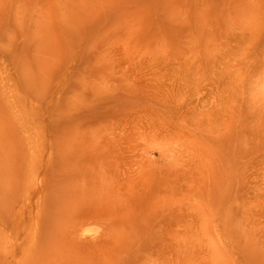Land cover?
Returning <instances> with one entry per match:
<instances>
[{"label": "rangeland", "instance_id": "1", "mask_svg": "<svg viewBox=\"0 0 264 264\" xmlns=\"http://www.w3.org/2000/svg\"><path fill=\"white\" fill-rule=\"evenodd\" d=\"M0 213V264H264V0H0Z\"/></svg>", "mask_w": 264, "mask_h": 264}, {"label": "bare ground", "instance_id": "2", "mask_svg": "<svg viewBox=\"0 0 264 264\" xmlns=\"http://www.w3.org/2000/svg\"><path fill=\"white\" fill-rule=\"evenodd\" d=\"M29 166H31V165H29ZM38 219H39V215H37V217H35L31 221L30 227L28 229V233H29L28 239H29V242H31V243L34 242L35 238L37 237V234H35V232L37 233V229H38L36 227V225H37L36 222ZM5 223H6L5 222V216L0 213V236L3 232V226H5Z\"/></svg>", "mask_w": 264, "mask_h": 264}]
</instances>
